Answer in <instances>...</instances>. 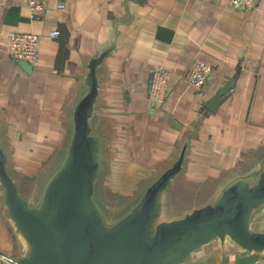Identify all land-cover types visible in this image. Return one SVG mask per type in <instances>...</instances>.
Instances as JSON below:
<instances>
[{"label":"crops","instance_id":"crops-1","mask_svg":"<svg viewBox=\"0 0 264 264\" xmlns=\"http://www.w3.org/2000/svg\"><path fill=\"white\" fill-rule=\"evenodd\" d=\"M65 3L60 9L58 0H48L44 17L34 20L29 0H0V134L5 132L14 150L13 170L27 195L65 143L67 109L84 79L85 63L110 45L116 32L118 49L106 60L98 104L112 133L106 184L114 203L134 194L195 127L186 171L176 185L186 204L264 148V0L243 10L229 0ZM57 29L61 35L50 37ZM15 32L41 36L30 70L12 57ZM196 60L213 67L204 94L187 79ZM156 65L172 75L163 104L149 101ZM231 82L225 100L209 110L206 103ZM23 249L0 191V251L19 255ZM192 264H264V255L215 248Z\"/></svg>","mask_w":264,"mask_h":264},{"label":"water","instance_id":"water-1","mask_svg":"<svg viewBox=\"0 0 264 264\" xmlns=\"http://www.w3.org/2000/svg\"><path fill=\"white\" fill-rule=\"evenodd\" d=\"M146 0H140L145 2ZM110 45L85 63L67 109L68 134L27 195L13 170L14 150L0 134V191L5 215L24 249L17 264H192L215 248L264 255V148L224 173L197 202L176 185L186 171L197 128L179 150L122 203L107 194L111 127L98 115ZM26 69L29 62L21 63ZM206 103L216 111L231 90Z\"/></svg>","mask_w":264,"mask_h":264},{"label":"built area","instance_id":"built-area-1","mask_svg":"<svg viewBox=\"0 0 264 264\" xmlns=\"http://www.w3.org/2000/svg\"><path fill=\"white\" fill-rule=\"evenodd\" d=\"M258 0H229V5L235 9H247L256 4ZM48 7V0H29L30 17L40 20ZM60 9L66 8L65 0H58ZM61 35L60 30L49 33L52 38ZM41 36L35 32H15L11 35L10 49L12 57L16 60L35 63L39 55ZM213 67L203 60H196L187 74V79L193 86L197 87L202 94ZM172 80L171 73L163 66L156 65L153 71V81L149 93V101L152 104H163L168 96ZM11 255L0 251V264H17Z\"/></svg>","mask_w":264,"mask_h":264},{"label":"rangeland","instance_id":"rangeland-1","mask_svg":"<svg viewBox=\"0 0 264 264\" xmlns=\"http://www.w3.org/2000/svg\"><path fill=\"white\" fill-rule=\"evenodd\" d=\"M225 173H226V172H225ZM221 176H222V175H221ZM221 176H220V177H221ZM220 177H219L215 182H217V181L220 179ZM213 184H214V183H213ZM30 187H32V186L30 185ZM208 190H209V189H208ZM208 190H207V192H208ZM118 191H119V188H118ZM207 192H206V193H207ZM206 193H205V194H206ZM205 194H204V195H205ZM204 195H203V196H204ZM203 196H202V197H203ZM122 202H123V201H121V202L118 201V203H122Z\"/></svg>","mask_w":264,"mask_h":264}]
</instances>
